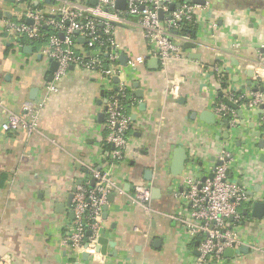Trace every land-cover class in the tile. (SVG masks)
Wrapping results in <instances>:
<instances>
[{
  "label": "crops",
  "instance_id": "1",
  "mask_svg": "<svg viewBox=\"0 0 264 264\" xmlns=\"http://www.w3.org/2000/svg\"><path fill=\"white\" fill-rule=\"evenodd\" d=\"M191 4L197 5L191 35L173 34L183 55L165 69L157 57L137 69L129 67L128 61L146 54L149 44L136 25L119 27L124 46L120 59L126 57L121 59L120 80L137 102L128 108L132 126L126 158L111 163L103 156L107 145L113 149L106 126L111 89L98 73L73 66L56 83L45 106L38 108L57 69L53 71L55 65L42 43L6 30L5 20H30L16 0H0V11L9 13L0 17V257L10 264H200L198 241L180 219L187 207L178 196L180 178L170 171L173 151L180 145L187 149L188 159L196 154L204 164L215 161L229 143L236 153L235 169L254 184V190L260 185L264 195V148L249 127L254 122L250 99L256 90L264 94V0ZM219 62L230 76L228 86L244 95L237 105L245 123L232 130L239 136L234 142L218 138L226 128L220 133V127L199 119L203 110L215 113L221 88L206 75ZM177 75L185 82L175 99L167 80ZM258 76L260 82L255 80ZM10 113L27 119L37 116L38 130L29 133L24 126L4 130ZM245 128L250 129L249 136ZM239 141L245 144L238 145ZM94 164L108 167L116 183L103 216L100 237L107 240L97 259L85 252L79 256L63 243L74 216L69 196L89 178ZM147 170L153 171L151 181L145 179ZM145 183L158 189L152 192L150 213L133 199L134 186ZM251 206L244 208L251 219L244 224L247 240L242 246L248 250L241 251V246L217 264H264V216H253Z\"/></svg>",
  "mask_w": 264,
  "mask_h": 264
},
{
  "label": "built area",
  "instance_id": "2",
  "mask_svg": "<svg viewBox=\"0 0 264 264\" xmlns=\"http://www.w3.org/2000/svg\"><path fill=\"white\" fill-rule=\"evenodd\" d=\"M16 1L25 9L26 17L32 22L5 20L3 25L6 30L42 43L43 52L58 63L53 81L47 86V93L37 107L45 106L49 94L57 90L56 83L71 66L98 73L104 84L111 89L108 93L106 126L109 130L108 142L113 145V149L104 151L103 156L111 163L124 161L132 126L127 103L135 104L137 98L120 80L124 71L120 59L124 46L119 41L118 29L132 23L141 29L149 44L146 54L128 61L129 67L137 69L145 65L150 57H157L165 69L173 59L183 55L173 34L182 21H196L197 5L184 3L172 10L174 0H49L53 4L45 11L41 6L47 5L46 0ZM118 1H124V8L116 6ZM32 4L38 7L33 9L30 7ZM223 70L228 73L215 64L207 71L210 73L206 75L207 78H213L218 88L222 86L219 74ZM255 80L261 81L259 76ZM183 82V75L167 80L168 92L173 98L180 97ZM223 91L226 98L235 104H239L244 98V95H236L229 86ZM249 110L254 113V129L262 132L263 93L257 90L253 93ZM215 113L220 119L229 116L231 132L240 127L238 110L226 102L217 101ZM2 126L6 131H15L24 126L29 133H34L38 130L39 122L37 116L27 119L23 115L10 113ZM244 131L249 136L250 129L245 128ZM233 132L229 138L231 142L239 137ZM235 160L234 148L228 143L217 159L210 163L201 164L197 155L191 154L185 171L179 175L178 196L187 206L180 219L192 238L198 241L197 262L200 264L222 262L226 250L231 248L235 255L246 243L247 239L243 236L244 224L251 220L243 213V209L256 201H264V195L255 191L254 184L249 179H243L240 171L235 169ZM219 161L223 163L219 164ZM88 176L89 178L76 185L72 203L74 217L65 228L63 243L77 250L79 256L85 252L97 259L104 207L108 204L109 195L116 183L108 167L97 168L94 164L89 168ZM133 190L134 201L145 213H150L152 187L146 183L137 184ZM0 264H10L9 259L0 257Z\"/></svg>",
  "mask_w": 264,
  "mask_h": 264
},
{
  "label": "water",
  "instance_id": "3",
  "mask_svg": "<svg viewBox=\"0 0 264 264\" xmlns=\"http://www.w3.org/2000/svg\"><path fill=\"white\" fill-rule=\"evenodd\" d=\"M182 1L184 3H198V4H205L207 0H181V2L179 3H176V2H173L171 4V9H175L177 6H180L182 5ZM46 2H49V0H46ZM116 6L117 7H120V8H124L125 6V3L124 1H118L116 3ZM3 15H9V13H4L3 11H0V17H2ZM160 16L162 17V12H160ZM29 23H31L32 21H28ZM63 36V34H62ZM82 41H85L84 39H81ZM187 46H196L194 44H191L189 43V45ZM125 55H123L121 57V59L125 60ZM155 60L159 61L158 58H156ZM53 63L55 65V67H58V63L56 61L53 60ZM53 68V71H55V69L57 68ZM73 67V66H71ZM253 71H250V75H252ZM117 81H119V79L117 78ZM248 84L250 85L251 82H248ZM225 102L231 106L232 108L234 109H237L238 112H239V116L240 118L242 119V123H245V120H244V116H243V113L242 111H240L238 109V105L233 103L232 101L228 100L227 98H225ZM197 113H193L192 114V118L193 119H196L197 117ZM135 118V116L133 117ZM199 119L204 121L205 123L207 124H210V125H214V126H217V127H220V133L222 132V130L224 128H226L225 130H223V133L222 135L218 136V138H221V139H229L231 137V126H230V123H229V120L227 118H222V119H218L216 114L213 113L212 111H209V110H203L202 113L199 115ZM249 127L251 129H253V132H252V136L255 137V138H258V144L260 147L264 148V137H262L261 135V131H258V130H255V124L254 122H251L249 124ZM239 144L238 145H241V143L245 144V141H239L238 142ZM264 156V155H263ZM188 160V153H187V149L180 145L178 147H176L173 151V156H172V160H171V167H170V171L171 173L174 175V176H179L181 175L184 171H185V168H186V162ZM262 160L264 161V157L262 158ZM219 164H222L223 161H219L218 162ZM212 176V175H211ZM153 178V171L152 170H147L145 172V179L148 180V181H151ZM94 184V179H92V184ZM76 190V187L74 188L73 190V193L69 196V201H68V205H71V202H72V199H73V196H74V192ZM158 189L157 188H153L152 189V192L155 193L157 192ZM255 191H261V186L260 185H257L256 188H255ZM110 197V196H109ZM252 215L255 216L256 218H262L264 216V201H256L252 204ZM107 208H108V205H106L104 207L105 209V212L107 211ZM105 212H104V215H105ZM248 213V210L247 209H244V214H247ZM74 217V216H73ZM107 239L104 238V237H100L99 238V245L97 247V250L98 251H101V246L105 243ZM198 244V243H197ZM241 251H247V246H242L240 248ZM234 254V249H228L226 250L225 252V255L227 256H232Z\"/></svg>",
  "mask_w": 264,
  "mask_h": 264
},
{
  "label": "trees",
  "instance_id": "4",
  "mask_svg": "<svg viewBox=\"0 0 264 264\" xmlns=\"http://www.w3.org/2000/svg\"><path fill=\"white\" fill-rule=\"evenodd\" d=\"M31 8H37L38 6L36 4H32L30 5ZM193 24L191 21H182L179 28L175 31V34H179V35H188L190 34L191 35V29L193 28ZM48 31V29L46 30ZM219 66H220V62L218 63ZM221 80H222V86H221V89H220V92H219V101H224L225 102V94H224V89L228 87L229 85V81H230V76L228 73H226L224 70L219 74ZM131 106L130 103H127V108H129ZM224 118H229V116H225ZM263 130H264V126H263ZM108 150L111 149V145H107L106 146Z\"/></svg>",
  "mask_w": 264,
  "mask_h": 264
},
{
  "label": "rangeland",
  "instance_id": "5",
  "mask_svg": "<svg viewBox=\"0 0 264 264\" xmlns=\"http://www.w3.org/2000/svg\"><path fill=\"white\" fill-rule=\"evenodd\" d=\"M43 9H44L45 11H48V10L50 9V6H49V5H46V6L43 7Z\"/></svg>",
  "mask_w": 264,
  "mask_h": 264
}]
</instances>
